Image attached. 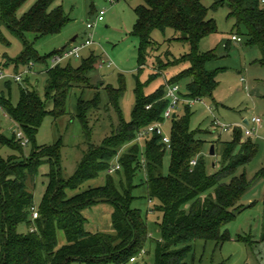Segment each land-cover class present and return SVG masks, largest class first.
Instances as JSON below:
<instances>
[{
    "label": "trees",
    "instance_id": "trees-1",
    "mask_svg": "<svg viewBox=\"0 0 264 264\" xmlns=\"http://www.w3.org/2000/svg\"><path fill=\"white\" fill-rule=\"evenodd\" d=\"M28 1L0 0V40L7 42L2 30L6 28L23 44L20 56L11 60L17 68L26 67L31 61L47 66L52 56L61 50L41 56L28 34H35L36 39L56 35L70 21L63 5H56L57 0H37L27 11L19 14ZM144 1L145 4L136 8L134 26V34L141 43L132 120L127 122L123 119L119 105L125 88L110 87V104L116 108L121 122L101 145L90 144L69 179L64 177L61 167V140L53 145L40 146L36 136L49 114L57 119L68 113V99L74 86L93 87L91 74L98 68L99 56L92 53L78 67L71 63L60 64L47 72L45 91L47 101L51 100L54 104V110H49L48 102L34 88L22 89L17 106L4 95L0 96L3 111L33 144L32 152L27 156L26 147L17 135L9 139L0 127V151L1 147H9L19 152V155L12 154L7 158L0 152V264H127L136 259L148 239L146 221L140 210L132 207L137 187L134 179L142 169L146 173L149 198L157 199L160 205L156 210L164 213L163 239L156 243L154 264H195L196 242H214L217 251L229 239L223 228L241 211L238 203L249 187L246 175L237 176L235 173L239 166L256 156L258 145L251 138L242 141L243 130L237 128L233 141L223 146L221 170L209 175L204 160L198 157L204 148V141L198 139L196 131L191 129L192 105L187 102H184L185 113L182 116L176 113L171 119L170 148L162 142L161 135L151 134L143 138L145 152L142 159L138 142L140 133L149 125L164 122L163 114L168 106L165 97L167 83L179 84L187 78L186 91L181 88L183 98L201 101L214 98L222 70H209L207 62L216 54L201 50L202 41L219 32L218 22L211 11L228 7V18L234 20L236 34L244 36L247 46L260 48V63L264 65V5L262 0H213L210 6L206 0ZM156 30L163 33L173 30L170 40L188 43L189 52L181 57L168 58L167 62L159 60L158 74H152L147 82H142L140 76L152 50L157 48L153 39ZM182 62H188L189 66L155 91L146 92L153 80L164 74L163 69ZM100 108L99 95L90 100H78V117L88 141H91L88 116L91 111ZM126 144L130 146L121 153V169L115 172L117 177L108 174L104 186L89 187L69 196L68 190H77L87 181L109 171L112 160ZM167 151L171 153V162L166 175L164 161ZM195 159L197 163L193 164ZM45 163L51 165L47 174L49 182L38 208L39 217L34 219V189L39 169ZM102 202L113 205L112 221L116 234L86 230L87 218L83 211ZM20 223H27L29 231L20 232ZM32 226L37 230L32 231ZM59 229L64 230L67 240L62 247L58 245Z\"/></svg>",
    "mask_w": 264,
    "mask_h": 264
},
{
    "label": "rangeland",
    "instance_id": "rangeland-1",
    "mask_svg": "<svg viewBox=\"0 0 264 264\" xmlns=\"http://www.w3.org/2000/svg\"><path fill=\"white\" fill-rule=\"evenodd\" d=\"M37 0H29L19 11V14L27 11ZM211 5L213 0H206ZM145 4L144 0H57L56 5H63L70 21L61 33L36 39L35 34L29 33L28 38L34 42V46L41 56L48 55L54 51L62 50L65 46L71 47L73 43L85 42L90 34H93L94 44L86 48L80 58H73L63 64L71 63L74 67L81 65L84 59L95 53L99 56L98 68L92 72L93 87L74 86L68 99V113L55 119L49 114L41 126L36 142L40 146L53 145L60 140L63 144L61 149V167L63 175L69 179L74 175L84 153L90 144L101 145L105 138L110 136L119 126L121 117L116 108L110 104L109 88L124 87V94L119 100L122 116L125 121H131L136 104L135 89L139 75V49L140 38L134 34V26L137 21L136 8ZM264 5V3H262ZM104 10L105 20L99 21L92 30L88 28L89 23L98 19L100 11ZM228 7H222L217 11H211V15L218 22L219 32L206 37L201 43L203 52L213 51L214 59L207 62L209 70L221 69L219 85L214 92V98L198 100L192 105L190 114L191 129L196 131L198 139L204 141V148L199 158L204 160L209 175L217 173L222 168V149L226 142H232L236 129L241 128L245 119L252 120L253 117L262 119L261 125L251 124L255 128V135L248 137L243 130V140L251 138L258 145V153L248 163L239 166L235 175L245 174L249 181V187L238 203L241 211L229 222L223 232L228 233L229 239L223 246L215 251V243H205L203 240L196 242L195 264H212L225 261L226 264H264V240L263 211H264V65L260 63L262 52L259 47L246 45L244 36L236 34L234 20L228 18ZM4 37L7 42L0 40V64L4 66L7 73L22 71L25 67L11 62L18 58L23 50L21 40L12 35L10 31L3 28ZM242 41L233 40L234 32ZM174 35L173 30L163 33L154 31L153 39L157 42V48L153 49L145 68L140 76L142 82H147L152 74H158L159 60L164 62L168 58L181 57L189 52V45L180 40H170ZM77 36L75 42L73 38ZM169 54V56H168ZM114 62L113 67H108L107 62ZM42 63H37L35 73L25 76L20 82L12 79L0 80V96L10 99L14 106L19 104L22 89H36L43 100L47 101L46 83L47 74H42ZM102 65V66H101ZM189 66L188 62L163 69V73L157 76L146 88L151 93L173 78L180 71ZM189 79H182L179 84L183 91ZM99 95L101 108L91 111L89 126L91 130V141L80 118L78 117L77 103L83 98L93 99ZM48 102V101H47ZM186 103V102H185ZM182 102L177 112L180 116L185 113V104ZM49 110H54V104L48 102ZM218 120L229 125L228 130L217 127L214 122ZM1 132L12 139L20 131L18 124L5 115L0 106ZM172 121L167 120L163 125L166 135L171 134ZM142 159H144L145 141L139 140ZM215 145L217 154L211 155V147ZM130 144L119 149V155L112 160V166L119 163L121 153H124ZM33 144L25 148V154H31ZM1 154L7 158L12 154L19 155L9 147H1ZM171 153L167 151L164 161V173L170 171ZM51 170L49 163L43 164L39 169V175L34 189V205L38 209L41 205L44 193L49 182L47 174ZM109 171L101 173L97 178L84 183L77 190H68L69 196L75 195L89 187L104 186ZM117 177V173L112 174ZM231 177L227 179L230 181ZM136 188L132 207L140 210L146 221L148 239L144 250L136 257V261L127 264H154L156 259V243L163 239L162 224L164 213L156 210L160 205L157 199L150 200L146 184V173L140 170L135 179ZM114 208L109 202H102L86 208L83 213L87 218L86 230L92 233L116 234L112 221ZM30 229L27 223L19 224V231L26 233ZM246 239V240H245ZM248 240V241H247ZM250 240V242H249ZM67 244L64 230H58V245L62 247ZM2 248L0 245V256ZM191 261V258H189ZM72 264H82L73 262Z\"/></svg>",
    "mask_w": 264,
    "mask_h": 264
},
{
    "label": "built area",
    "instance_id": "built-area-1",
    "mask_svg": "<svg viewBox=\"0 0 264 264\" xmlns=\"http://www.w3.org/2000/svg\"><path fill=\"white\" fill-rule=\"evenodd\" d=\"M105 13L106 12L104 10L100 11L98 14V19L93 23H89L88 28L90 30H92L95 26H97L99 21L105 20ZM233 40L242 41V38L237 36V35H234ZM93 44H94L93 34L91 33L89 38L85 42L80 43V44L73 43V45L71 47L63 48L61 50V52L53 55L52 58L50 59V63L44 67L43 72L47 73L50 69H52V68H54L60 64H63L67 60H71L73 58H80L82 55V52L86 48H88L89 46H91ZM35 66H36V63L34 61H31L29 64L26 65V67L22 71L15 72V73H7L4 69V67L0 64V80L12 79L14 81L20 82L24 79L25 76H28L29 74L35 73ZM107 66L113 67L114 62L110 60L109 62H107ZM165 97L168 100V106L165 109L164 114H163L164 122L149 125L143 132L140 133L139 140H143V138H145L146 136H149L151 134L156 133V134L162 136V142L168 148H170L171 147V136L166 135L164 133V130H163L164 123L167 120H171L174 117V115H176V110L178 109L179 105L182 102H187V103H190L191 105H193L198 100L183 98V96L181 95L180 84H170V83L166 84V95H165ZM252 122L255 125L261 124L262 119L259 117H253ZM214 124L217 125V127H221L225 131L229 129V125L223 124L218 120H216L214 122ZM241 125H242V129L244 130V133L246 136L251 137V136L255 135V131H256L255 128H251L248 124H244V123ZM16 135H17V138L21 141L23 146H25V147L29 146L30 140L24 134V132L22 130L17 132ZM192 163L196 164L197 160L196 159L193 160ZM119 169H121L120 163L111 166V168L109 169V172L111 174H113ZM32 210H33V218L34 219L38 218L39 217L38 209L36 207H33ZM31 230L36 231L37 228L35 226H32ZM135 260H136L135 258L132 259V261H135Z\"/></svg>",
    "mask_w": 264,
    "mask_h": 264
},
{
    "label": "crops",
    "instance_id": "crops-1",
    "mask_svg": "<svg viewBox=\"0 0 264 264\" xmlns=\"http://www.w3.org/2000/svg\"><path fill=\"white\" fill-rule=\"evenodd\" d=\"M262 3H264V0H262ZM46 65H43V69H44V67H45ZM43 69H42V71H41V73L42 74H47V73H44L43 72ZM213 100H215V98H213ZM216 101V100H215ZM2 109V108H1ZM3 110V109H2ZM176 113L178 114V112H177V110H176ZM5 115L6 116H8L6 113H5ZM179 115V114H178ZM180 116V115H179ZM246 120H247V123H246ZM244 124H248L249 126L251 125V124H254L253 122H252V120H249V119H245L244 120V122H243ZM259 125H261V124H257V126H259ZM252 137V136H251ZM244 141V140H243ZM136 261V260H135ZM135 261H132V262H135Z\"/></svg>",
    "mask_w": 264,
    "mask_h": 264
},
{
    "label": "water",
    "instance_id": "water-1",
    "mask_svg": "<svg viewBox=\"0 0 264 264\" xmlns=\"http://www.w3.org/2000/svg\"><path fill=\"white\" fill-rule=\"evenodd\" d=\"M76 39H77V36L73 38V42H75ZM64 48H66V46ZM246 123H247V120H246ZM210 154L211 155H215L216 154L215 145H212Z\"/></svg>",
    "mask_w": 264,
    "mask_h": 264
}]
</instances>
